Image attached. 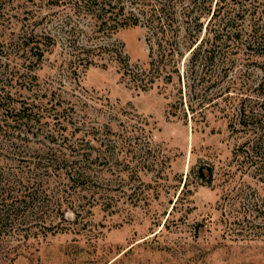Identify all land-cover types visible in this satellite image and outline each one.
I'll return each mask as SVG.
<instances>
[{"label":"rangeland","instance_id":"obj_1","mask_svg":"<svg viewBox=\"0 0 264 264\" xmlns=\"http://www.w3.org/2000/svg\"><path fill=\"white\" fill-rule=\"evenodd\" d=\"M166 1L177 62L148 84L145 26L0 0V264H264V0Z\"/></svg>","mask_w":264,"mask_h":264},{"label":"trees","instance_id":"obj_2","mask_svg":"<svg viewBox=\"0 0 264 264\" xmlns=\"http://www.w3.org/2000/svg\"><path fill=\"white\" fill-rule=\"evenodd\" d=\"M145 1V0H144ZM75 4L77 6L84 5L88 9V11L92 14L91 16L94 19V27L96 28V31H99L100 29L107 28L109 30L108 33H114L119 28L126 27V26H135V25H143L145 28H147V42H148V48H149V57L150 60L148 62V65L146 69L139 70L133 78L129 80L138 79L139 75L142 74L147 80H143V82H146L148 84H151L154 81L155 76H159L161 71H164L165 68L170 66H174L177 62V59H175V55L177 52V43L174 45L172 41L167 40V26H169L170 22L173 24V19L177 18L176 11L174 10V7L170 5L169 2L166 0L161 1H155L151 2L147 0L146 2H141L138 0L137 5L127 4L125 0H74ZM188 8L182 9V14L185 15V11ZM264 19V17H262ZM260 19V16L259 18ZM194 20H197V17H194ZM169 24V25H168ZM240 35V34H239ZM156 37L157 41V47L153 48V45L151 43V39ZM195 38V35L194 37ZM185 40V38L183 37ZM182 39L181 43H183L184 46H187L189 51V68L196 65V61L198 57L207 56V52L209 49L204 47V40L200 41L196 46L191 47L188 45L187 42H185ZM246 43L249 44L250 47L253 48H262L264 51V26L259 30L258 28L255 29L252 33L246 35ZM114 46L113 42H109ZM109 43H104L105 46H108ZM180 45V43H179ZM105 46L97 47V48H105ZM191 47V48H190ZM89 50V47H86V51ZM212 50V49H210ZM114 53L118 50H113ZM120 53V52H119ZM122 53V52H121ZM181 55V53H179ZM182 56V55H181ZM128 60V59H127ZM126 60V61H127ZM126 75V74H124ZM138 75V76H137ZM168 79L171 78V73L168 74ZM139 79H141L139 77ZM144 79V78H143ZM142 80V79H141ZM263 80L261 81V83ZM136 87H139L136 85ZM145 87L144 83L143 86ZM0 106H4L0 100ZM9 109V107H7ZM13 110V109H12ZM29 110V114H37L38 112H33L32 106H23L21 109L16 111V117L23 119L22 114L26 113V111ZM29 114H25V117H28ZM245 142L244 144H246ZM205 169L208 170L209 176L210 173H212L211 167H205L203 164H199L196 167V170L194 171L196 179H203L205 175ZM70 174L75 175L76 178L78 177H85V175L81 172H77L73 169ZM25 180H29L28 177H26ZM186 183H184L185 185ZM29 188V186H26ZM43 193L42 190H32V194H38ZM35 200H31V203L35 202ZM38 202V201H37ZM40 204V203H39Z\"/></svg>","mask_w":264,"mask_h":264}]
</instances>
